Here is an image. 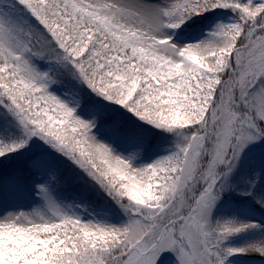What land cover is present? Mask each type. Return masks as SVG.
Wrapping results in <instances>:
<instances>
[{
	"label": "snow or ice",
	"instance_id": "6c2138e0",
	"mask_svg": "<svg viewBox=\"0 0 264 264\" xmlns=\"http://www.w3.org/2000/svg\"><path fill=\"white\" fill-rule=\"evenodd\" d=\"M21 198L0 264H264V0H0Z\"/></svg>",
	"mask_w": 264,
	"mask_h": 264
},
{
	"label": "rangeland",
	"instance_id": "374dc122",
	"mask_svg": "<svg viewBox=\"0 0 264 264\" xmlns=\"http://www.w3.org/2000/svg\"><path fill=\"white\" fill-rule=\"evenodd\" d=\"M64 186H65V185H63V187H62V188H64V189H62V194H63V195H67V194H65V192L67 191V189H66ZM29 203H30L29 201H27V200L21 198V199L18 200L17 202H9V204H6V205H0V213H2V212L4 211V208H5V207L11 208V207H13V206H15V207H19V208H23V209L27 210V209H28V205H29ZM241 239H243V238H241Z\"/></svg>",
	"mask_w": 264,
	"mask_h": 264
},
{
	"label": "trees",
	"instance_id": "16d2710c",
	"mask_svg": "<svg viewBox=\"0 0 264 264\" xmlns=\"http://www.w3.org/2000/svg\"><path fill=\"white\" fill-rule=\"evenodd\" d=\"M63 187V185L61 186V188ZM67 191L65 192V194L67 195H72L75 191H77V186H73V185H65L64 186ZM64 189V188H62Z\"/></svg>",
	"mask_w": 264,
	"mask_h": 264
}]
</instances>
